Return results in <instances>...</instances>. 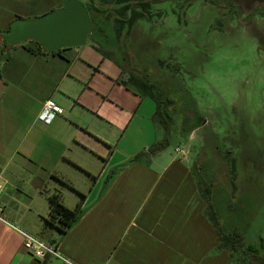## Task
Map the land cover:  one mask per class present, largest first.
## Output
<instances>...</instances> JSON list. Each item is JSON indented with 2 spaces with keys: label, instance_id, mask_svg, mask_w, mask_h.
<instances>
[{
  "label": "crops",
  "instance_id": "0c3cea01",
  "mask_svg": "<svg viewBox=\"0 0 264 264\" xmlns=\"http://www.w3.org/2000/svg\"><path fill=\"white\" fill-rule=\"evenodd\" d=\"M26 5L0 0V32L28 14ZM1 53L0 264H61L49 253L35 260L19 230L56 243L76 264L232 263L225 250L211 255L218 234L182 154L137 160L152 141L129 147L133 129H146L144 110L152 116L156 105L121 84L115 62L90 43L40 55L0 40ZM47 100L62 110L51 123L40 119ZM53 195L70 209L82 203L64 235L45 224Z\"/></svg>",
  "mask_w": 264,
  "mask_h": 264
},
{
  "label": "rangeland",
  "instance_id": "374dc122",
  "mask_svg": "<svg viewBox=\"0 0 264 264\" xmlns=\"http://www.w3.org/2000/svg\"><path fill=\"white\" fill-rule=\"evenodd\" d=\"M18 1L27 4L28 14L17 15L24 20L64 2ZM215 1L221 9L206 0L158 4L151 18L114 47L125 66L129 64L118 50L124 47L136 68L151 69L153 81L171 89L163 95L164 101L171 97L176 102L171 143L163 153L183 151L182 160L202 181L224 233H240L257 248L264 238V0ZM154 104L147 98L146 105ZM144 115L146 129H133L138 135L129 147L161 139L154 115L145 110ZM150 122L154 131L148 129ZM260 249L264 256V246ZM245 255L244 249L234 252L231 264H245Z\"/></svg>",
  "mask_w": 264,
  "mask_h": 264
},
{
  "label": "trees",
  "instance_id": "16d2710c",
  "mask_svg": "<svg viewBox=\"0 0 264 264\" xmlns=\"http://www.w3.org/2000/svg\"><path fill=\"white\" fill-rule=\"evenodd\" d=\"M65 1V0H63ZM62 1V2H63ZM89 13L91 20V33L88 37V43L92 44L96 50L105 58H109L121 69V84L125 87H134L142 96L149 97L156 105V112L154 114V121L163 130V136L147 149L137 156V160L146 154L156 156L157 154L165 151L171 143V134L173 126L172 110L175 107V100L169 97L164 101L163 95H169L171 89L163 90L161 83L153 81L152 70L145 68V71H140L137 66L127 59L128 55L126 47L119 48L124 55L125 63H121L117 55V44H120L122 39L129 38L135 26L142 20H148L152 17L156 5L165 3L169 0H81ZM214 6H219L215 0H206ZM61 8V6H60ZM4 32H0V40L4 48H12L17 45L9 46L6 44ZM117 40H113V37ZM86 42V43H87ZM36 45L35 49L28 48L35 54H60L62 50L57 52L46 51L39 43L32 42ZM26 45V44H23ZM122 46V45H121ZM123 46H126L123 44ZM114 47V48H113ZM110 48V50H107ZM125 50V51H124ZM161 66H166V62H159ZM193 118V117H192ZM196 119V118H195ZM195 121V120H194ZM193 121V122H194ZM157 127V126H156ZM197 185L201 190L203 197L208 203L207 217L214 226L218 234L219 246L211 253L216 255L220 251H228L230 253L231 261H233L234 252L245 250L246 257L245 264H264V256H261L262 244L257 248L253 245H247L244 241V236L240 233L225 234L221 222L216 218V215L211 210L209 198L204 192L205 188L202 187V181L197 179ZM50 214L45 219L46 226L58 231L64 235L73 225H75L82 213V203H79L74 209L67 208L63 205L60 195H53L49 199ZM56 249V243H52Z\"/></svg>",
  "mask_w": 264,
  "mask_h": 264
},
{
  "label": "water",
  "instance_id": "95a60500",
  "mask_svg": "<svg viewBox=\"0 0 264 264\" xmlns=\"http://www.w3.org/2000/svg\"><path fill=\"white\" fill-rule=\"evenodd\" d=\"M91 33V20L80 0H65L62 7L38 18L16 19L3 37L7 45L37 42L48 52L83 46Z\"/></svg>",
  "mask_w": 264,
  "mask_h": 264
},
{
  "label": "built area",
  "instance_id": "2783aa9c",
  "mask_svg": "<svg viewBox=\"0 0 264 264\" xmlns=\"http://www.w3.org/2000/svg\"><path fill=\"white\" fill-rule=\"evenodd\" d=\"M81 1V0H80ZM62 113L61 108L57 106L55 101L47 100L43 105V110L40 115V119L45 123H51V121L59 114ZM177 153H183L180 149H176ZM1 218V217H0ZM19 232L24 236L25 242L24 247L28 251V253L35 260H44L47 253L55 256L61 264H76L73 261L67 259L66 257L60 255L57 250L53 247L41 240L38 237L30 235L26 232L19 230Z\"/></svg>",
  "mask_w": 264,
  "mask_h": 264
},
{
  "label": "flooded vegetation",
  "instance_id": "af4514ba",
  "mask_svg": "<svg viewBox=\"0 0 264 264\" xmlns=\"http://www.w3.org/2000/svg\"><path fill=\"white\" fill-rule=\"evenodd\" d=\"M218 8L221 9L220 6H218ZM153 13H154V12H153ZM142 21H145V20H142ZM138 23H139V22H138ZM137 25H138V24H137ZM137 25H136V26H137ZM136 26H135V27H136ZM134 29H135V28H134ZM134 29H133V31H134ZM133 31H132V33H133ZM132 33H131V35H132ZM124 41H125V39H124ZM67 50H69V49H63L62 52H66ZM62 52H61V53H62ZM162 67H165V66H162Z\"/></svg>",
  "mask_w": 264,
  "mask_h": 264
}]
</instances>
